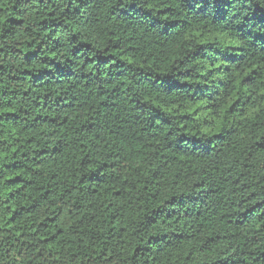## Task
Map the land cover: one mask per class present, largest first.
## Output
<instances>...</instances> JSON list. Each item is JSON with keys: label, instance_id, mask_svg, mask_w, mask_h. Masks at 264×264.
<instances>
[{"label": "clouds", "instance_id": "clouds-1", "mask_svg": "<svg viewBox=\"0 0 264 264\" xmlns=\"http://www.w3.org/2000/svg\"><path fill=\"white\" fill-rule=\"evenodd\" d=\"M0 264H264V0H0Z\"/></svg>", "mask_w": 264, "mask_h": 264}]
</instances>
